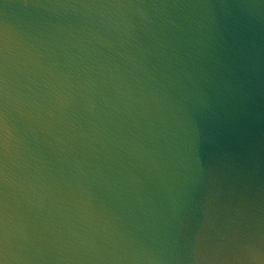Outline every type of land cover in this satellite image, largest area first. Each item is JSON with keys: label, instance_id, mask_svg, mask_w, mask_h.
<instances>
[{"label": "water", "instance_id": "obj_1", "mask_svg": "<svg viewBox=\"0 0 264 264\" xmlns=\"http://www.w3.org/2000/svg\"><path fill=\"white\" fill-rule=\"evenodd\" d=\"M0 264H264V0H0Z\"/></svg>", "mask_w": 264, "mask_h": 264}]
</instances>
